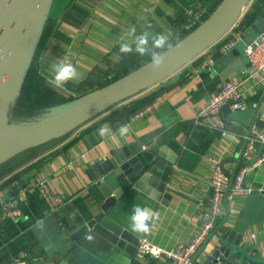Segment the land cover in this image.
<instances>
[{
	"label": "crops",
	"instance_id": "1",
	"mask_svg": "<svg viewBox=\"0 0 264 264\" xmlns=\"http://www.w3.org/2000/svg\"><path fill=\"white\" fill-rule=\"evenodd\" d=\"M205 1L52 0L30 65L37 58L50 85L51 63L71 62L80 73L79 82L69 81L62 88L52 87L66 97L87 84L94 86L93 92L106 86L99 85L111 78V69L136 54L125 55L119 51L129 26H136L137 35L144 30L164 34L172 47L193 31L191 27L203 22ZM254 2H257L255 6ZM260 3L262 0H253L248 10H255ZM242 34L243 31L221 38L160 83L58 138L56 145L2 177L0 204L2 200H9L23 214L17 219L7 218L0 225V264H61L68 258L75 263L83 261L87 256L84 251L70 255L75 244L63 220L84 223L108 217L140 240L146 238L164 250L191 241L201 225L202 212L209 206L213 159H219L224 171L235 175L261 152L259 147L251 159L243 158L247 128L239 120H229L228 109L221 110L215 117L222 125L218 129L197 120L211 95L225 82L240 81L244 100L251 105L257 103L255 110L263 108L254 129L264 133V85L258 84L256 76L251 74ZM230 36L237 44L230 51H223ZM233 50L239 56L233 57ZM188 73L191 75L187 76ZM157 90L161 92L154 100L157 105L153 111L120 124L129 125L128 134L121 136L116 113ZM230 122L234 123V130L227 127ZM104 124L109 125L111 132L101 137L98 129ZM141 142L146 143L145 149L149 146L166 148V154L175 162L167 175L165 192L159 193L156 186L147 182L141 189L132 187L118 199L117 205L105 211L106 197L101 187L91 181L92 167L115 151ZM40 178L48 179L51 190L66 200L65 206L54 213L39 189L31 184L33 179ZM245 182L264 188V164L250 171ZM164 194L171 199H166ZM247 198L241 196L224 203L215 229L195 254V264L212 255L221 245L225 231L236 226L244 214ZM135 205L159 214L150 234L131 230L130 214ZM39 219L45 222L43 230L35 227ZM252 234L257 235L256 242H252ZM240 248L250 259L241 255L238 261H229L222 256L220 263L264 264V222L247 228ZM165 261V257L139 259L135 255L124 264H163Z\"/></svg>",
	"mask_w": 264,
	"mask_h": 264
},
{
	"label": "water",
	"instance_id": "2",
	"mask_svg": "<svg viewBox=\"0 0 264 264\" xmlns=\"http://www.w3.org/2000/svg\"><path fill=\"white\" fill-rule=\"evenodd\" d=\"M251 1L223 0L205 21L171 47L166 54L164 66L159 71H153L149 61L105 87L90 92L76 104L54 108L49 112L53 115L52 118L44 122L35 126L14 123L28 131L0 148V166L36 146L74 131L118 103L160 83L220 40L238 22ZM51 2L52 0H0V57H3L0 59V76L10 64L13 74L7 99V122V113L13 100L12 91L19 78L22 79L20 87L25 82L27 65L29 67L33 49ZM262 33H264V10L243 32L241 39L249 45ZM9 52L11 55H8ZM231 55L239 56L234 50ZM19 85L16 87L18 88L16 96L19 95ZM231 105L232 103L225 105L222 110L228 109V119L239 120L247 128L244 135L250 134L263 108L233 111ZM233 124L230 122L227 127L234 130ZM145 144L133 143L123 147L92 167L91 181L101 187L106 197L103 207L105 211L117 205L118 199H121L132 187L141 189V186L147 182L156 186L159 193L165 192L167 175L175 162L166 154V148L149 146L145 149ZM164 197L171 199L167 194H164ZM62 222L75 244L70 255L74 251H84L87 256L78 263L68 258L61 264H124L129 258L135 257L140 246L139 237H135L108 217L84 223H69L65 220ZM262 222H264V192H256L248 196L243 216L234 228L225 231L221 245L212 255L196 264H221L218 258L222 256L229 261H238L241 255L246 257L240 245L245 239L247 228ZM89 229L95 237L92 243L84 239ZM195 261L194 259V263Z\"/></svg>",
	"mask_w": 264,
	"mask_h": 264
},
{
	"label": "built area",
	"instance_id": "3",
	"mask_svg": "<svg viewBox=\"0 0 264 264\" xmlns=\"http://www.w3.org/2000/svg\"><path fill=\"white\" fill-rule=\"evenodd\" d=\"M252 1L248 4L238 22L223 37L236 34L235 27H237ZM236 44L237 41L231 39L223 45L222 50L230 51ZM245 56L250 65L252 76H256L258 84L264 85V33L247 45ZM190 75L189 73L187 74V76ZM242 85L243 83L240 81L225 82L217 92L211 95L207 106L199 112L197 117L198 122L204 123L211 128L218 129L222 125L216 121L215 117L221 112L225 105L232 103L231 108L233 111H244L251 107L256 108L257 103L251 105L244 100V95L241 92ZM156 105L157 101L145 105L132 114L129 119L132 120L136 117L148 115L153 111ZM259 147L261 148V152L257 158L251 162H247L235 175L225 172L219 159H213L214 170L210 180L211 196L209 206L202 212L201 225L197 234L191 241L177 243L172 249L164 250L153 245L148 239L144 238L140 240V246L137 250L136 257L139 259H144L147 256H152L157 259L165 257L167 261L163 264H195V254L215 229L219 218L223 214L224 203L226 201H233L237 197L249 196L256 192H264V188H256L247 185L245 182L246 176L250 171L264 164V133L259 129H253L250 134L245 137V145L242 150L243 158L246 160L251 159ZM31 184L39 189L42 196L48 202L49 209L52 213L65 206L66 200L51 190L48 179H33ZM22 214V210L11 201H1L0 225L5 219H17L21 217ZM251 240L252 242H256L257 235L252 234ZM218 260L221 261V257L218 258Z\"/></svg>",
	"mask_w": 264,
	"mask_h": 264
},
{
	"label": "trees",
	"instance_id": "4",
	"mask_svg": "<svg viewBox=\"0 0 264 264\" xmlns=\"http://www.w3.org/2000/svg\"><path fill=\"white\" fill-rule=\"evenodd\" d=\"M220 2L221 0H206L203 4L205 11L202 13L201 21L206 20L217 8ZM256 3L254 2V6L256 5ZM263 8L264 0H262V3L255 7V10H247L242 19L239 21L237 27H235V32H244L245 30H247ZM198 25L199 23H196L193 27H191V30L197 28ZM232 37L233 36H230L229 38L231 39ZM36 59L31 64L21 94L11 105L9 116L11 121L21 119L23 115H36L37 113L41 112L42 109H45L53 104L49 99H56L57 97H60L59 95H57V93H55V91H53V89L49 88L46 82L47 78L42 72L39 62ZM149 60L150 59L148 56L142 57L138 54H132L131 56L125 58V60L120 64L116 65V67L111 69V78L107 80V82L100 84L99 86L102 87L118 80L126 74L136 70ZM93 88L94 86H89V84L78 87V89L82 91L86 90V92L93 90ZM160 92V90H157L155 92H152L145 98L135 100L131 104L125 105L122 111H118L116 113L118 117V124L120 125L125 123L126 120H129L130 116L136 111L140 110L145 105L152 103ZM55 95L57 96L56 98L54 97ZM59 140L60 139H56L36 146L33 149H30L6 162L2 166H0V179L6 176L8 173L12 172L17 167L22 166L23 164L33 160L43 152L47 151L49 148L56 145Z\"/></svg>",
	"mask_w": 264,
	"mask_h": 264
},
{
	"label": "clouds",
	"instance_id": "5",
	"mask_svg": "<svg viewBox=\"0 0 264 264\" xmlns=\"http://www.w3.org/2000/svg\"><path fill=\"white\" fill-rule=\"evenodd\" d=\"M171 50L169 37L164 34H153L148 30L142 31L137 35L135 25L129 26L127 30V38L124 42L120 43L119 51L122 54H131L135 52L140 56H148L151 62L153 71H159L165 63L166 54ZM11 55V52L8 53ZM3 59V57H0ZM52 76L48 80L55 88H62L69 81L79 82L81 76L77 68L71 62L51 63ZM121 136L127 135L129 132V125H120L118 129ZM111 132L108 124L102 125L98 129V134L103 137ZM159 218V214L153 212L147 207L135 205L130 214L131 230L135 233L150 234L154 222ZM35 227L43 230L45 222L39 219L35 223ZM84 239L89 243L94 242V235L92 230L85 234Z\"/></svg>",
	"mask_w": 264,
	"mask_h": 264
},
{
	"label": "rangeland",
	"instance_id": "6",
	"mask_svg": "<svg viewBox=\"0 0 264 264\" xmlns=\"http://www.w3.org/2000/svg\"><path fill=\"white\" fill-rule=\"evenodd\" d=\"M223 0H221L222 2ZM220 2V3H221ZM219 6V5H218ZM31 65H27V71H26V74H25V79L27 77V74L29 72V69H30ZM26 69V67H25ZM21 78H19V80L17 81V84L14 88V90L12 91V96H13V100L11 103L15 102L17 97H19V95L21 94L22 92V89H23V86L24 84L20 87V83H21ZM110 84V83H109ZM20 87V91H19V95H17L18 93V88L16 89V87ZM51 85V84H50ZM49 86V88L53 89V91H55V93H57V95H59L60 97H57L56 95L54 96L56 99H49L53 104L45 109H42L41 112L37 113L36 115H23V117L21 119H18L16 121H11L9 116H10V111H11V108L9 109L8 111V124L9 125H14L15 124H26L28 126H35L41 122H44L46 121L47 119H50L52 118L53 115H51L49 112L52 111L54 108H57V107H60V106H63V105H73V104H76L77 102H79L80 100H82L85 96H87V94H89L90 92L92 91H82L80 89H74L72 91V93L70 94V96L66 97L62 92H59L58 90H56L55 88L52 87V85ZM53 98V97H52ZM12 105V104H11ZM50 114V115H49Z\"/></svg>",
	"mask_w": 264,
	"mask_h": 264
},
{
	"label": "bare ground",
	"instance_id": "7",
	"mask_svg": "<svg viewBox=\"0 0 264 264\" xmlns=\"http://www.w3.org/2000/svg\"><path fill=\"white\" fill-rule=\"evenodd\" d=\"M10 65L9 67L7 66L5 68L4 72L0 76V148L25 135L28 131L23 127L9 125L6 120L9 85L13 80V74Z\"/></svg>",
	"mask_w": 264,
	"mask_h": 264
}]
</instances>
